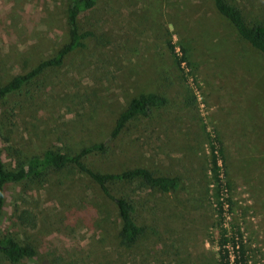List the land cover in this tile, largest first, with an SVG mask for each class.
<instances>
[{
  "label": "rangeland",
  "instance_id": "obj_1",
  "mask_svg": "<svg viewBox=\"0 0 264 264\" xmlns=\"http://www.w3.org/2000/svg\"><path fill=\"white\" fill-rule=\"evenodd\" d=\"M67 2L0 0V82L67 39ZM244 3L264 10V0ZM79 27L93 33L86 47L41 76L31 101L5 108L9 115L15 107V116L4 147L27 153L106 142L130 99L155 92L166 105L131 122L92 163L101 171L144 166L179 175L181 188L175 194L137 184L117 188L146 229L125 248L111 201L81 173L8 185L0 232L36 250L21 264H218L208 143L214 137L232 202L223 225L242 233L249 264H264V55L212 0H100ZM168 41L185 56L180 66ZM21 211L34 216L33 226L11 221ZM0 264H9L1 254Z\"/></svg>",
  "mask_w": 264,
  "mask_h": 264
},
{
  "label": "trees",
  "instance_id": "obj_2",
  "mask_svg": "<svg viewBox=\"0 0 264 264\" xmlns=\"http://www.w3.org/2000/svg\"><path fill=\"white\" fill-rule=\"evenodd\" d=\"M100 0H68L66 8L67 39L51 54L36 60L32 65L22 66L20 72L12 75L7 81L0 82V220L5 207V195L8 185L25 182L28 184L43 183L50 175L61 172L77 171L86 176L106 199L111 201L116 210L118 227L116 238L119 245L125 248L134 247L145 235V226L140 223L136 207L130 197L117 188L137 184L139 187L158 191L162 194H175L181 188L179 175L156 174L150 168L133 166L124 169L101 171L92 161L95 157L107 154L113 147L114 139L127 126L140 117H147L153 109L166 105V98L155 92L141 93L133 97L127 106L116 116L113 135L110 142H95L80 147L78 150H61L44 147L39 150L23 152L17 149L12 153L9 146L4 147L10 117L15 116L13 109L7 114L5 108L10 102L15 105L29 102L33 98L31 89L38 79L47 71L64 64L74 51L83 49L93 35L89 30H81L79 18L92 11ZM243 0H212L216 12L226 19L238 36L251 47L264 55V10H252ZM248 2V0H244ZM167 46L174 54L176 64L185 62V56L176 54V47L171 41ZM182 52H184V49ZM4 133V134H3ZM209 172L213 186L214 211L219 231L218 264H249L242 233L237 229H227L223 225L225 214L231 209V198L228 195V184L224 180L220 161L223 149L220 141L209 139ZM14 153V155H13ZM11 221L25 226H33L34 216L21 211L11 217ZM0 254L9 264H21L24 260L36 255L35 247L19 239L13 232H0Z\"/></svg>",
  "mask_w": 264,
  "mask_h": 264
}]
</instances>
